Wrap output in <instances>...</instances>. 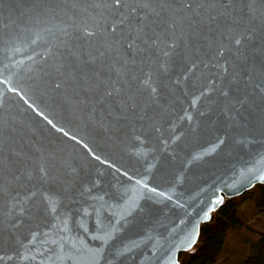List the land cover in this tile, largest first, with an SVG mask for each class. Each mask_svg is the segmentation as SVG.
Returning <instances> with one entry per match:
<instances>
[{"label": "water", "instance_id": "water-1", "mask_svg": "<svg viewBox=\"0 0 264 264\" xmlns=\"http://www.w3.org/2000/svg\"><path fill=\"white\" fill-rule=\"evenodd\" d=\"M114 2L0 0V264H179L226 200L264 185V0H120L173 6L139 53L113 40L131 10ZM100 51L131 110L70 83Z\"/></svg>", "mask_w": 264, "mask_h": 264}, {"label": "snow or ice", "instance_id": "snow-or-ice-1", "mask_svg": "<svg viewBox=\"0 0 264 264\" xmlns=\"http://www.w3.org/2000/svg\"><path fill=\"white\" fill-rule=\"evenodd\" d=\"M124 7H129L131 10L128 12L127 16L120 19L119 21V24L123 25L124 27L120 28L119 31L117 28L112 29V32L115 34L113 40L116 44H122L136 53L146 50L141 49V44L145 46H155L156 40L153 38L156 37L158 28L172 29L175 27V23H170L167 19L168 11H171L173 8L172 5L160 3L154 6L150 2L123 5L121 4L120 0H115L113 4L114 10L119 12V10ZM184 7L190 9H203L206 7V5L203 3H189ZM210 7H215V5H211ZM220 7L226 8L227 5L221 4ZM153 17L156 18L154 19ZM218 19V15L209 14L206 18L201 15L200 19H198L195 24L190 23V27L195 28L200 24L208 26L210 24H214ZM85 35L92 37L95 35V33L86 32ZM262 40H264V37H262ZM234 43L236 45H240L241 39H235ZM169 47L174 48V42L170 43ZM104 55L105 53L100 51L97 56L83 59L78 63L68 66L66 75L70 78V83L72 86L74 88H78L80 92L84 93V99L81 101L82 103H92L93 105L97 106L99 110L104 111L109 115L111 113L108 110L112 108H114L117 113L123 112L125 110H131L133 106L131 104V98L127 96V93L123 88L112 86L111 80L104 75L106 66L101 67L99 65L100 58ZM164 55H168V53L165 52ZM123 62L127 64L129 61L127 58H125ZM111 70L113 72L118 71V69L115 67H113ZM261 74L264 75V63L261 65ZM56 87H61V84L57 83ZM152 91L154 92L155 89H152ZM223 94L225 96L228 95L227 92H224ZM261 104L264 105V96L261 97ZM93 110H96V108ZM49 123L51 122L49 121ZM46 174V170L41 169V176L43 177ZM154 190L155 189H153V191ZM45 192L48 194L45 195L44 192L40 193V198L44 206L38 212V215L46 218V213L57 212L55 204L59 201L52 200L53 193L51 189H45ZM75 192L76 190L73 186H65L60 189V193L57 195L58 197L71 201L75 199ZM212 202L217 205L222 203V196L217 197V199ZM205 215L207 217V213ZM193 240H195V237H193ZM4 242L5 239H0V244H3ZM0 259H2V257H0Z\"/></svg>", "mask_w": 264, "mask_h": 264}, {"label": "trees", "instance_id": "trees-1", "mask_svg": "<svg viewBox=\"0 0 264 264\" xmlns=\"http://www.w3.org/2000/svg\"><path fill=\"white\" fill-rule=\"evenodd\" d=\"M179 264H264V185L228 199Z\"/></svg>", "mask_w": 264, "mask_h": 264}]
</instances>
